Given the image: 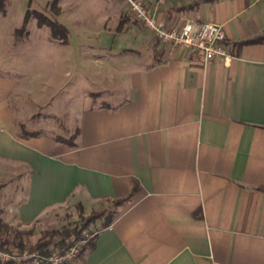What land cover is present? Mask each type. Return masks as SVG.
Returning <instances> with one entry per match:
<instances>
[{
	"label": "crops",
	"instance_id": "0c3cea01",
	"mask_svg": "<svg viewBox=\"0 0 264 264\" xmlns=\"http://www.w3.org/2000/svg\"><path fill=\"white\" fill-rule=\"evenodd\" d=\"M142 1L169 28L220 26L229 60L201 67L133 19L105 31L110 46L85 61L97 100L77 112L71 145L16 134L21 84L0 74V219L33 230L135 186L71 264H264V42L242 44L264 36V0ZM128 34V48L114 44Z\"/></svg>",
	"mask_w": 264,
	"mask_h": 264
},
{
	"label": "rangeland",
	"instance_id": "374dc122",
	"mask_svg": "<svg viewBox=\"0 0 264 264\" xmlns=\"http://www.w3.org/2000/svg\"><path fill=\"white\" fill-rule=\"evenodd\" d=\"M121 2L124 3L122 0H58L59 13L55 14L51 7L53 0H8L5 15H0V74L16 78L21 84L15 105L16 134L23 136L25 131L43 130L71 140L77 112L92 105L99 91L91 82L93 67L85 62L90 58L91 46L100 42L110 46L111 41L102 33L117 32L119 24L123 30L131 19L137 21L126 5L122 8ZM27 10L63 25L68 31L67 45L53 40L50 29L38 27L35 20L29 22L27 36L16 37L14 32L20 28ZM129 38L130 34L116 37L114 44L126 49ZM75 50L81 52V61ZM100 211L117 212L118 208L107 201L90 211L79 206L53 210L33 230L7 232V250L18 249L19 243L29 249L44 232L71 227L81 216L84 219ZM103 219L91 224L83 234H95Z\"/></svg>",
	"mask_w": 264,
	"mask_h": 264
},
{
	"label": "built area",
	"instance_id": "2783aa9c",
	"mask_svg": "<svg viewBox=\"0 0 264 264\" xmlns=\"http://www.w3.org/2000/svg\"><path fill=\"white\" fill-rule=\"evenodd\" d=\"M128 11L154 37L165 44L178 46L194 55L201 67H206L216 60H229L224 48L225 34L223 29L213 23L195 24L186 21L180 27H166L158 21L142 0H122ZM171 0H157L160 6ZM95 234H84V238L74 242L67 250H52L48 255L29 249H0V264H71L81 254L82 248Z\"/></svg>",
	"mask_w": 264,
	"mask_h": 264
},
{
	"label": "trees",
	"instance_id": "16d2710c",
	"mask_svg": "<svg viewBox=\"0 0 264 264\" xmlns=\"http://www.w3.org/2000/svg\"><path fill=\"white\" fill-rule=\"evenodd\" d=\"M205 3H214L218 0H202ZM58 0H53V3L51 5L53 11L55 14L59 13V9L57 7ZM7 4L8 0H0V15H5L7 11ZM31 20H35L38 27L46 26L50 29L51 37L55 41H59L62 45H67L68 42V31L67 29L59 24L58 22L54 21L51 18H47L43 16L41 13L36 11L27 10L25 12L22 24L20 28L16 29L14 34L16 37H24L28 35L27 26ZM122 25L119 24L118 28L116 29L117 32L122 31ZM264 42V36L260 38H256L254 40L245 41L242 42V44H254V43H262ZM25 136L26 133L24 134ZM32 135V134H28ZM61 142H65L69 145H71V140L63 139L58 137L57 138ZM135 192V186L133 187V192L131 195L125 199H118L113 200L112 204L115 208L122 207L128 203H130L132 199V195ZM79 208H81L79 206ZM1 213V211H0ZM117 216L116 212H107L104 211L100 212H94L91 213L88 217L82 219V216L80 217L81 220L77 224H74L71 227H64L61 230H51L48 232H44L40 239L29 248V250H36L40 252L41 254L48 255L52 250H58V251H65L67 250L74 242L80 241L84 238L83 232L88 229V227L95 223L97 220L103 219V222L100 226V230L108 228L114 218ZM12 229L8 228L5 224L2 223L0 219V249L7 250L8 241L7 238H3L4 234L6 235L7 232H11ZM31 232H28L27 234H30ZM94 245V238L89 240L87 244L82 248L81 253L88 250ZM17 248L19 250L24 249V246L22 243L17 244Z\"/></svg>",
	"mask_w": 264,
	"mask_h": 264
}]
</instances>
